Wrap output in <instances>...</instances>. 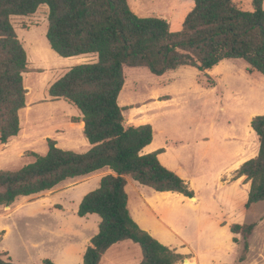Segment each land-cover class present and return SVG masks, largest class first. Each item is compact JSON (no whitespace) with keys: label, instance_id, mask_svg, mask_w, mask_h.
Wrapping results in <instances>:
<instances>
[{"label":"rangeland","instance_id":"374dc122","mask_svg":"<svg viewBox=\"0 0 264 264\" xmlns=\"http://www.w3.org/2000/svg\"><path fill=\"white\" fill-rule=\"evenodd\" d=\"M128 5L138 17L164 19L177 32L194 2L128 0ZM234 5L242 11L254 9L253 0H234ZM47 19L46 5L34 14L10 19L27 56L22 74L26 95L18 135L0 143V171H17L34 162L35 156H44L48 140L74 153L90 147L79 125L80 112L63 99L50 98L48 89L71 67L94 63L97 57H59L46 39ZM118 104L126 125L151 126L149 149L160 151L159 162L197 193L193 199L161 195L128 178L129 214L183 255L177 264H240V258L246 260L244 264H254L258 255L264 261V201L247 210L250 182L237 178V170L230 167L237 157L236 163H242L257 155L258 139L250 122L264 115V76L250 71L241 59L223 60L204 72L181 67L162 76L144 68L127 69ZM99 182L96 175L69 179L50 191L0 207V258L13 264L61 259L69 244L81 241L72 236L74 230L80 232L82 222L77 221L78 204ZM233 224L256 225L247 238L248 252L243 250V236L230 234ZM140 260L139 245L124 241L108 249L100 264H139Z\"/></svg>","mask_w":264,"mask_h":264},{"label":"trees","instance_id":"16d2710c","mask_svg":"<svg viewBox=\"0 0 264 264\" xmlns=\"http://www.w3.org/2000/svg\"><path fill=\"white\" fill-rule=\"evenodd\" d=\"M263 0H253L252 11L239 10L234 0H193L180 31L172 32L167 21L138 17L128 0H0V143L6 144L20 131L19 112L25 108L22 74L27 56L11 24V17L34 14L48 7L46 39L59 57L96 55L94 63L71 67L50 85L48 95L74 105L82 115L83 135L90 148L85 153L65 151L48 140L44 156L17 171H0V207L18 198L50 191L60 183L85 177L104 168L113 174L100 179L87 193L77 216L100 218L98 233L90 240L82 264H100L113 245L131 241L139 245V264H177L183 255L161 244L131 218L125 191L129 177L157 193L194 197L178 175L164 167L160 151L142 154L151 144L149 124L128 126L118 98L125 70L144 68L152 75L194 67L212 69L223 60L241 59L250 71L264 76ZM250 127L258 139L257 155L241 164L237 178L250 182L245 208L264 201V115L255 116ZM255 224H233L232 235L245 239ZM235 242V239H233ZM243 261V258H240ZM0 264H13L3 261ZM43 264H51L44 260Z\"/></svg>","mask_w":264,"mask_h":264},{"label":"crops","instance_id":"0c3cea01","mask_svg":"<svg viewBox=\"0 0 264 264\" xmlns=\"http://www.w3.org/2000/svg\"><path fill=\"white\" fill-rule=\"evenodd\" d=\"M133 12V11H132ZM134 13V12H133ZM79 125H83V123H82V121H80V123H79ZM132 126V125H131ZM134 127H136V126H140V125H133ZM82 132H83V126H82ZM255 135V134H254ZM149 146L150 145H148L147 147H145L143 150H142V154H148V153H151L153 150L152 149H149ZM90 148V147H89ZM235 154V153H234ZM235 157H237L236 156V154H235ZM237 159H238V157H237ZM237 159L235 160V162L234 163H232L231 165H230V167H232L234 170H238L239 169V167H240V165L243 163V162H245V161H243L242 163H236V161H237ZM249 160V159H248ZM247 161V160H246ZM110 171V170H109ZM108 174H113L111 171L110 172H106V171H104L103 169L102 170H99V171H97V172H95V173H92V174H90V175H88V176H85V177H80L81 179H87V178H91V177H93V176H97L98 178H102L103 176H105V175H108ZM99 175V176H98ZM128 178L129 177H127L126 178V181H127V183H128ZM240 178H243V177H240ZM75 179H77V178H73V179H70V180H75ZM241 184L243 183V182H240ZM126 186H127V184H126ZM190 187L192 188V185H190ZM125 191H126V187H125ZM194 191H197V190H194ZM195 194H197L196 192H194ZM127 194V193H126ZM158 194H166V193H158ZM181 195V194H180ZM128 197V196H127ZM186 198V197H185ZM82 200V199H81ZM81 202V201H80ZM79 202V203H80ZM79 205V204H78ZM127 207H128V205H127ZM78 209V208H77ZM77 212V211H76ZM130 216H131V218L138 224V226L142 229V230H144V231H146L149 235H151L153 238H155L157 241H159V242H161V243H163L165 246H167L168 245V243H166V242H164V241H161L160 239H158L154 234L155 233H157V231L156 230H152L151 228L149 229V228H147V227H145V226H143L141 223H140V221H139V219L137 218V216H134L133 215V213H130ZM78 220L77 221H82L81 222V225H80V232H79V229H78V231L77 230H74L75 232H73L74 234H72V236L74 237H81V241L79 242V245H71V244H69L68 245V247L65 249V250H63L64 251V256L61 258V259H59V260H53V261H50V260H48L51 264H82L83 263V255H84V253H85V251H86V249H87V247L90 245V240L92 239V237H94L97 233H98V225H99V223H100V218L97 216V215H95V214H91V215H86V216H84V217H78L77 218ZM81 229H82V231H81ZM86 232L85 234L83 233V232ZM76 246V247H75ZM168 247V246H167ZM111 248V247H110ZM109 248V249H110ZM168 248H170V247H168ZM172 249V248H171ZM108 251V250H107ZM106 251V252H107ZM105 255V254H104ZM104 255H103V257H104ZM103 257H102V259H101V261L103 260ZM257 257H259V258H257L258 259V261H254V264H264L263 262V257L262 256H260V255H258ZM259 259H261V260H259ZM44 260V259H43ZM261 261H263V262H261ZM246 262V260H244V261H242V263H240V264H244ZM101 263V262H100ZM191 263V262H190Z\"/></svg>","mask_w":264,"mask_h":264},{"label":"water","instance_id":"95a60500","mask_svg":"<svg viewBox=\"0 0 264 264\" xmlns=\"http://www.w3.org/2000/svg\"><path fill=\"white\" fill-rule=\"evenodd\" d=\"M190 199H193V197H192V198H190ZM5 208H8V207H5Z\"/></svg>","mask_w":264,"mask_h":264},{"label":"bare ground","instance_id":"6f19581e","mask_svg":"<svg viewBox=\"0 0 264 264\" xmlns=\"http://www.w3.org/2000/svg\"><path fill=\"white\" fill-rule=\"evenodd\" d=\"M167 194V193H166ZM163 195V194H162Z\"/></svg>","mask_w":264,"mask_h":264}]
</instances>
